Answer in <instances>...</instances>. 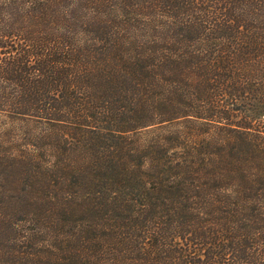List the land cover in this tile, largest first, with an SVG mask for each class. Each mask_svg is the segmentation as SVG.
Returning a JSON list of instances; mask_svg holds the SVG:
<instances>
[{
	"label": "trees",
	"instance_id": "1",
	"mask_svg": "<svg viewBox=\"0 0 264 264\" xmlns=\"http://www.w3.org/2000/svg\"><path fill=\"white\" fill-rule=\"evenodd\" d=\"M0 264H264V0H0Z\"/></svg>",
	"mask_w": 264,
	"mask_h": 264
}]
</instances>
